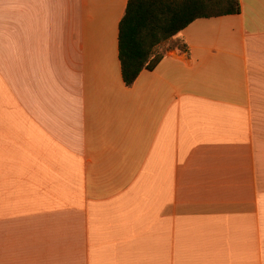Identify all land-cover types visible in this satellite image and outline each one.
Returning a JSON list of instances; mask_svg holds the SVG:
<instances>
[{"label": "crops", "instance_id": "obj_1", "mask_svg": "<svg viewBox=\"0 0 264 264\" xmlns=\"http://www.w3.org/2000/svg\"><path fill=\"white\" fill-rule=\"evenodd\" d=\"M127 1L0 0V264H264V0L131 86Z\"/></svg>", "mask_w": 264, "mask_h": 264}, {"label": "trees", "instance_id": "obj_2", "mask_svg": "<svg viewBox=\"0 0 264 264\" xmlns=\"http://www.w3.org/2000/svg\"><path fill=\"white\" fill-rule=\"evenodd\" d=\"M240 12L239 0H128L118 24V58L126 86L152 70L166 50L187 52L174 37L197 19Z\"/></svg>", "mask_w": 264, "mask_h": 264}]
</instances>
